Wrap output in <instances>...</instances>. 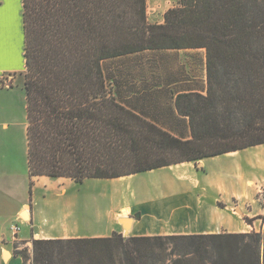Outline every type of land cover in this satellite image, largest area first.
I'll list each match as a JSON object with an SVG mask.
<instances>
[{"label":"trees","instance_id":"16d2710c","mask_svg":"<svg viewBox=\"0 0 264 264\" xmlns=\"http://www.w3.org/2000/svg\"><path fill=\"white\" fill-rule=\"evenodd\" d=\"M23 23L30 194L35 177L82 184L264 145V0H178L162 24L148 22L146 0H23ZM187 50L205 52L202 91L173 80L129 96L103 68ZM16 254L23 264H264V233H113L33 240Z\"/></svg>","mask_w":264,"mask_h":264},{"label":"crops","instance_id":"0c3cea01","mask_svg":"<svg viewBox=\"0 0 264 264\" xmlns=\"http://www.w3.org/2000/svg\"><path fill=\"white\" fill-rule=\"evenodd\" d=\"M24 40L23 0H0V85L5 78L10 81L24 72ZM14 84L10 88L0 87V264H23L16 252L22 249L31 252L33 240L110 237L113 233L124 237L239 234L249 232L250 224L244 218H249L256 226L264 215V206L260 204L261 200L264 203L260 196L262 186L264 190V184L260 183L264 175L256 169H246L239 159L244 151L241 150L120 178L87 179L105 181V185L110 186L146 176L150 184L142 195L120 194L119 205L106 210L105 225L101 229L89 227L88 233L78 232L75 222H68V200L62 203L65 206L61 211L62 219L48 222V188L62 190L65 194L67 189L80 184L67 178L40 176L33 178L30 194L26 97L23 94L17 99ZM21 104L24 123L19 137L20 134L15 136L10 132V125L2 119L11 117ZM250 149L254 150L258 170L262 167L264 172V145ZM249 180L253 186L247 187ZM41 190L42 194L37 196L36 191ZM124 209L129 213L126 217L132 219L128 230L119 223V219L126 218L121 213ZM234 209H238L241 216L236 215ZM23 212L28 214L29 220L22 219ZM13 223L21 228L17 242H13L10 233Z\"/></svg>","mask_w":264,"mask_h":264},{"label":"rangeland","instance_id":"374dc122","mask_svg":"<svg viewBox=\"0 0 264 264\" xmlns=\"http://www.w3.org/2000/svg\"><path fill=\"white\" fill-rule=\"evenodd\" d=\"M177 3L178 0H146V16L148 22L151 24H162L164 13L176 7ZM103 68L105 73L110 75L112 81L117 82L120 87L122 86V91H125L129 96L134 92L142 91L145 85L158 83L161 86L173 80L183 82L173 86V90L186 87L202 91L205 87L204 50L145 52L124 59L104 62ZM10 79L9 81V78H5L0 87L10 88L14 82L17 99L22 97L25 94L23 91L22 73ZM6 83L10 87H5L4 85ZM126 87L127 89H125ZM23 107V104H21L18 108H15L14 114L11 117L2 119V122H7L10 125V132L15 136H19L18 134H20L19 137L22 135V124L24 123ZM21 141L23 143L25 142V140ZM253 153V149H245L240 153L239 159L243 161L246 169L253 168L256 169L255 171L257 173L264 175L262 167L258 170L259 167L253 157ZM250 180L248 182L249 185H246L247 187L253 186ZM104 182L87 180L80 185H73L66 190L65 194L61 193L62 190L56 191L55 188H48V222H59L62 219L61 211L65 208L62 203L68 200L69 206L67 210L70 215L68 222L71 224L75 222L78 232L88 233L87 228L89 227L92 230L101 229L105 225L103 221L106 210L111 206L116 207L119 205L118 197L120 194H126L128 196L130 193L136 192L142 195L145 188L150 184L146 176H138L133 181H123L114 185L110 184V186L105 185L106 183ZM260 183L263 185L264 179ZM262 187L260 196L264 198V190ZM255 188L257 189V187ZM35 194L39 196V194H42V190L41 192L36 191ZM115 194H117V197H114ZM122 197L124 196L122 195ZM260 204L264 206L262 200ZM44 207L42 200V209ZM234 213L241 216L238 209H234ZM261 217L260 221L256 222V226L252 222H249V218H244L250 224V227L247 228V231H249L247 233H264V223Z\"/></svg>","mask_w":264,"mask_h":264},{"label":"built area","instance_id":"2783aa9c","mask_svg":"<svg viewBox=\"0 0 264 264\" xmlns=\"http://www.w3.org/2000/svg\"><path fill=\"white\" fill-rule=\"evenodd\" d=\"M5 87H10L9 84H5ZM20 226L17 223H13L12 225H10V233L12 235V240L13 242H17V235L20 233Z\"/></svg>","mask_w":264,"mask_h":264},{"label":"water","instance_id":"95a60500","mask_svg":"<svg viewBox=\"0 0 264 264\" xmlns=\"http://www.w3.org/2000/svg\"><path fill=\"white\" fill-rule=\"evenodd\" d=\"M21 217L25 221H26V219L29 220L28 214L26 212H23L21 214ZM131 221H132V219L130 217H126V218L119 219V223H121V225H124L125 226V230L128 229V225L130 224Z\"/></svg>","mask_w":264,"mask_h":264},{"label":"bare ground","instance_id":"6f19581e","mask_svg":"<svg viewBox=\"0 0 264 264\" xmlns=\"http://www.w3.org/2000/svg\"><path fill=\"white\" fill-rule=\"evenodd\" d=\"M263 157V156H262ZM128 211L126 209L122 210V217H126ZM125 228V227H124ZM129 228V227H128ZM128 230V229H127Z\"/></svg>","mask_w":264,"mask_h":264}]
</instances>
